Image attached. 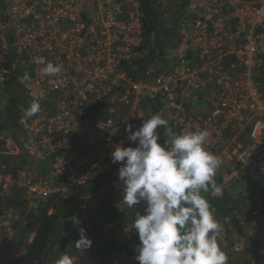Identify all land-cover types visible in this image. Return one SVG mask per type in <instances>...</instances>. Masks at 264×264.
Wrapping results in <instances>:
<instances>
[{
	"label": "built area",
	"instance_id": "2783aa9c",
	"mask_svg": "<svg viewBox=\"0 0 264 264\" xmlns=\"http://www.w3.org/2000/svg\"><path fill=\"white\" fill-rule=\"evenodd\" d=\"M148 1L0 0V100L13 79L29 100L16 126L0 121V264L18 256L13 238L50 199L78 195L92 209L100 195L113 200L123 183L112 151L135 147L126 126L158 113L177 133L208 132L205 147L222 160L220 191L209 193L229 196L215 213L220 247L228 264H264V193L251 184L264 174V0H184L180 31L161 54L145 42ZM48 62L58 76L42 73ZM34 99L40 111L25 117ZM105 175L97 193H77Z\"/></svg>",
	"mask_w": 264,
	"mask_h": 264
},
{
	"label": "clouds",
	"instance_id": "9594fccd",
	"mask_svg": "<svg viewBox=\"0 0 264 264\" xmlns=\"http://www.w3.org/2000/svg\"><path fill=\"white\" fill-rule=\"evenodd\" d=\"M41 71L56 77L62 69L48 62ZM27 79L25 74L21 82ZM39 111V100L34 99L24 116ZM168 123L158 113L143 119L136 130L127 125V140L135 147L118 144L111 153L112 163L121 165L118 179L123 183L116 207L122 212L131 209L134 215L125 231L134 229L138 234L135 259L138 264H228L229 257L218 242L223 226L204 195L220 191L215 177L222 160L205 147L206 130L177 133ZM160 127L165 129L164 141H160ZM139 205H144L143 215L136 210ZM69 219L81 224L76 216ZM92 243L86 229L79 227L76 251L84 252ZM55 264H77V257L61 253Z\"/></svg>",
	"mask_w": 264,
	"mask_h": 264
},
{
	"label": "trees",
	"instance_id": "16d2710c",
	"mask_svg": "<svg viewBox=\"0 0 264 264\" xmlns=\"http://www.w3.org/2000/svg\"><path fill=\"white\" fill-rule=\"evenodd\" d=\"M156 0L148 1L144 5L145 10V21H144V35L145 42L149 47L152 48L153 51L159 50V54L163 51V47L169 44V39L172 35V28L165 27L162 23V20L165 17H171L172 26V14L179 16L182 8L184 7V0H178L175 2H171V4L166 5L163 9V13L161 17L158 15L156 5ZM165 1H159V3H164ZM163 16V18H162ZM170 29V32H165ZM173 37V35H172ZM261 80L264 81V78ZM11 85L7 88V102L6 104H2L0 100V121L5 122H13V126L17 125L18 119V109L20 105H27L28 99L23 93V90L19 86V83L16 79L11 81ZM95 111L92 112H100V115L103 114V109L100 107H96ZM163 139H166L165 132H161ZM5 159L1 158L0 161ZM216 182L217 179L215 178ZM110 181V176L105 175L97 178L87 186L77 189V193L80 194H95L99 191L103 183H107ZM219 183V180L218 182ZM252 186L262 193H264V174H261L255 177L251 181ZM208 201L214 206L215 213H223L225 211L226 202L229 198L227 194L222 195V197L214 198L211 197L209 192L204 194ZM98 211L105 212L103 214V219L96 225L93 219L83 218L75 207L74 209H70L68 203L69 199L66 201L50 199L47 202V205L43 207L38 213H32L28 218V226L20 230L19 233L13 238L12 243L10 245V249H16L18 255L17 257L12 254H7V258H5L6 264H55V261L58 258L59 253H54L52 249L55 245L59 247L62 251H66L68 249V245L73 246V241L79 238V227H83L86 229L87 236L92 240L93 243L91 248L88 250L90 253L98 254V258H95L100 264H103L105 261L109 263L110 259H114V254L116 252H124L126 254L125 264H138L135 258H132L133 249L125 245L124 243H120L117 241V238L121 232L127 227V225L131 226V223L134 222L129 211L120 212L115 207L112 198L107 196H98ZM77 201H81L82 208L87 211L89 207H87L85 201L80 198ZM53 209V212L50 214L49 209ZM92 209V208H90ZM131 210V209H130ZM132 211V210H131ZM2 212L0 211V214ZM76 216L80 221V225L73 224L69 219L70 217ZM134 216V215H133ZM134 218V217H133ZM93 220V221H92ZM112 224L110 228V232L112 233L111 240L110 237H107L108 230L105 229V225ZM35 234L33 241L28 242L29 237L32 234ZM103 242V245H100V242ZM133 243V240L130 241ZM74 248V246H73ZM103 248L105 250H103ZM107 248V249H106ZM75 249V248H74ZM109 251V254L106 253ZM73 254L76 253V250L72 251ZM52 256V258L49 257ZM117 257V256H116Z\"/></svg>",
	"mask_w": 264,
	"mask_h": 264
},
{
	"label": "rangeland",
	"instance_id": "374dc122",
	"mask_svg": "<svg viewBox=\"0 0 264 264\" xmlns=\"http://www.w3.org/2000/svg\"><path fill=\"white\" fill-rule=\"evenodd\" d=\"M166 5L169 6L168 3H159L157 4L158 8H157V11H158V15L159 17H161V14L163 13V9L166 7ZM176 17L177 15H173L172 14V27H170V22H171V17H165L163 20H162V23L165 27H168V28H172V35H178L179 31H180V27L178 26L177 24V20H176ZM163 18V16H162ZM170 29L166 30L165 32H170L171 31ZM239 187L242 191H247L248 190V187L245 185V184H239ZM78 196V195H76ZM76 196H71V198L69 199V207L72 209V206L76 207L77 208V211L78 213L83 216V218H87L88 216V211L85 210V208L83 209L82 208V205H81V201H77L74 197ZM78 198V197H76ZM82 200V198H80ZM141 206H144V205H141ZM144 211L141 213L143 215ZM94 220V219H93ZM92 220V221H93ZM96 225L99 224V221H93ZM91 239V238H90ZM77 240V239H76ZM75 240V241H76ZM91 240H94V239H91ZM75 241H73V244L75 243ZM100 244L102 245V243L100 242ZM74 246V245H73ZM73 246L71 245H68V249L66 251H62L61 249H59V247L57 245L54 246V248L52 249V251L55 253H59L58 255V258L60 257V254L61 253H65V252H68L69 254H73L72 251L73 250H76L73 248ZM89 250V249H88ZM88 250L84 251V252H77L74 254L76 255L77 257V264H100L95 258H98L99 256L97 255V253H90ZM106 253L109 254V251H107ZM51 254H49V257L52 258V256H50ZM98 256V257H97ZM57 258V259H58ZM116 258L114 259H110L109 263H106L107 261H105L103 264H114V261H115Z\"/></svg>",
	"mask_w": 264,
	"mask_h": 264
},
{
	"label": "crops",
	"instance_id": "0c3cea01",
	"mask_svg": "<svg viewBox=\"0 0 264 264\" xmlns=\"http://www.w3.org/2000/svg\"><path fill=\"white\" fill-rule=\"evenodd\" d=\"M210 194V193H209ZM122 195H123V186H122V188L120 189V191H118V192H116L115 193V196H114V198H113V203H114V205H115V202H118L119 200H121L122 199ZM76 197H80V196H76ZM76 197H74L76 200L78 199V198H76ZM75 207L74 206H72V209H74ZM71 209V208H70ZM137 211H139L140 213H142L143 211H144V206H141V205H139V206H137V209H136ZM88 211V217L90 218V219H94V221H99V222H101L102 221V219H103V214H106V212H108L107 210H104L105 212H99L98 211V209H88L87 210ZM129 211V214H131V216H132V219H133V221H134V216H133V211H131V210H128ZM144 214V213H143ZM112 227V224H109V225H105V229L106 230H108V234H107V237L106 238H108V237H110L109 239L111 240V238H113V237H111V235H112V233L110 232V228ZM127 227H128V225H127ZM126 227V228H127ZM125 228V229H126ZM124 229V230H125ZM134 230V229H133ZM121 234V233H120ZM117 238V237H116ZM118 241V240H117ZM133 241H135V242H133V243H130V241H126L124 244L125 245H127L128 247H130L131 249H133V255H135V257H136V255L138 254L137 253V251H136V248H137V246H138V244H139V239H138V236H137V238L135 239V240H133ZM101 243H102V245L104 244L102 241H101ZM101 245V244H100ZM107 249V248H106ZM103 250H105L104 248H103ZM121 253V251H119V252H116L115 254H114V256H115V258H117L116 256H118L119 254ZM98 255V254H97ZM114 264H115V261H114ZM117 264H125V260H121V261H118L117 262Z\"/></svg>",
	"mask_w": 264,
	"mask_h": 264
}]
</instances>
